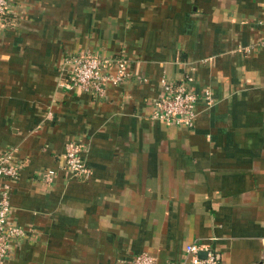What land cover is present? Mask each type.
Segmentation results:
<instances>
[{"label": "crops", "instance_id": "0c3cea01", "mask_svg": "<svg viewBox=\"0 0 264 264\" xmlns=\"http://www.w3.org/2000/svg\"><path fill=\"white\" fill-rule=\"evenodd\" d=\"M0 30V154L25 164L9 193L24 229L1 264H264V0H10ZM128 60L96 98L68 87V54ZM211 100L189 127L152 119L160 79ZM85 144L87 177L62 168ZM56 175L44 187L33 175Z\"/></svg>", "mask_w": 264, "mask_h": 264}, {"label": "built area", "instance_id": "2783aa9c", "mask_svg": "<svg viewBox=\"0 0 264 264\" xmlns=\"http://www.w3.org/2000/svg\"><path fill=\"white\" fill-rule=\"evenodd\" d=\"M10 9V0H0V30L5 27L6 16ZM264 45V39L261 41ZM127 63L125 57H104L98 54L71 53L62 61L61 69L65 72L68 87L80 89L96 98L106 95L107 83L117 84L127 79ZM192 77L172 82L161 77L159 83L161 93L151 99V118L167 124L189 127L196 115L195 107L198 99L211 100V92L206 89L200 95L190 87ZM15 148H9L0 154V264L4 262L15 239L24 235V229L10 222L9 193L11 184L20 177L25 164L23 158H16ZM85 144L71 140L65 143L62 153V168L71 177H87L89 168L85 160ZM56 175V170L47 168L35 173L32 177L49 187ZM189 258L180 264H218V255L207 244L191 243L185 248ZM204 251V257L198 253ZM132 264H155L154 256L139 253Z\"/></svg>", "mask_w": 264, "mask_h": 264}, {"label": "water", "instance_id": "95a60500", "mask_svg": "<svg viewBox=\"0 0 264 264\" xmlns=\"http://www.w3.org/2000/svg\"><path fill=\"white\" fill-rule=\"evenodd\" d=\"M198 255H199L200 257H204L205 252H204V251H200V252L198 253Z\"/></svg>", "mask_w": 264, "mask_h": 264}]
</instances>
